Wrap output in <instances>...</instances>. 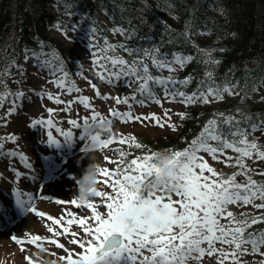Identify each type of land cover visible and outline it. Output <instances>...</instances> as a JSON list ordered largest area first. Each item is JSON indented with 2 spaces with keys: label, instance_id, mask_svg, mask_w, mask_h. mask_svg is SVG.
I'll use <instances>...</instances> for the list:
<instances>
[{
  "label": "snow or ice",
  "instance_id": "6c2138e0",
  "mask_svg": "<svg viewBox=\"0 0 264 264\" xmlns=\"http://www.w3.org/2000/svg\"><path fill=\"white\" fill-rule=\"evenodd\" d=\"M57 27L60 26L57 25ZM67 30V28L63 29L65 33ZM125 31L121 26L112 29L113 33L121 35ZM185 36H188L187 31ZM144 39L147 41L148 37ZM148 43L149 46L132 47L124 44L117 46L105 39L103 46L96 45L99 51L93 54L96 57L93 63L103 70L97 73L101 80L113 87L117 86L120 81H124L125 87L132 84L137 85L130 97H110L101 96L97 86L89 81L92 88L96 90L97 97L105 100L115 99L117 105H128L131 109L130 100L141 105L148 101L162 107L157 88L161 89L164 99L185 106L197 103L209 104L223 100L225 94H239L236 92L238 85L231 80L226 78L221 83L215 81L211 68L220 64V61L213 56L215 49H203L193 45L198 53L206 57L203 64L210 67L204 71V78L198 81L196 89L188 93L181 89L190 85L195 77L190 74L183 79H178L173 73L177 69H183L197 58L183 51L163 52L161 45L151 41ZM117 47L126 51L131 59L108 55ZM41 55L45 53L31 52V57L37 61H40ZM47 55L51 58L42 61L39 66L47 68L54 76L58 73L63 74L51 82L59 88H66L69 95L74 91H80L78 88L66 86L69 73L65 71L62 60L58 67H53L52 61L59 60L60 57L55 53ZM28 58V50H26L25 59ZM101 60L104 63L101 64ZM150 66L161 74H153ZM164 70L168 71V76L162 75ZM244 87L247 88V84ZM251 91H257V87L253 85ZM9 95L13 94H0V107L4 106ZM137 95L141 99L138 100ZM14 96L15 98L11 101L12 107L9 108L7 115H12L22 107V103L18 101L25 97V93L17 92ZM48 99L54 100L57 104L65 103L58 96L53 97L51 93L48 94ZM89 100V97H77L75 100L68 101L62 110L70 112L74 103L82 104L87 110L91 107ZM48 112L51 115L53 109H48ZM109 112L113 118L120 119L121 122L152 119L158 126H164L154 113L140 117L133 116L131 110L121 113L110 109ZM170 112V109L164 110V116L168 120L171 119ZM237 112L240 113V118L236 115H226L224 112L213 113L212 118L203 125L199 134L190 141L187 147L171 152L170 160L158 161L157 153L152 152L149 155L136 156L130 161L121 160L120 166L112 172L99 168L98 177L102 175H107L109 178L116 177L114 180L105 181L112 188L114 195L93 189L96 197L105 199L107 208L105 214L97 212L95 205L83 199L71 201L77 207L87 204V207L92 209L91 217L77 221L84 234L90 236L91 239L88 241L73 240V243H79L85 252L79 254V260L68 259V264H189L190 261L199 264L205 255L209 257L215 255L217 264H225L230 256L231 264H247L246 261L240 259L246 254L264 256V252H261V248H264V229L249 231L254 225L264 223V214L253 215L241 212L238 218L233 211L229 210V206L233 205H250L255 209L264 210V180L257 181L253 178L255 175L264 177V171L257 172L256 168L247 162L264 161V144H260L258 138L254 136V133L258 131L264 134V116L244 114L239 109ZM177 115L182 120L187 117L186 112H180ZM105 122V118L94 110L90 117L83 119L82 123L76 119L68 121L72 128L81 129L79 141L98 143L101 149L116 142L113 137L101 139L99 134L94 132L95 124ZM37 126L46 129L47 140L41 143H46L48 147L63 149L65 146L68 148L73 146L76 138L71 129L63 130L56 127L50 118L47 120L33 119L29 124V127L33 129ZM170 126L175 128L174 125ZM53 128L63 138V141L53 136ZM19 139L15 134L0 136V157L18 158L20 164L29 170L27 175L33 181L41 179L35 175L36 169L29 162L30 158L18 150V146L13 150H4L5 141L16 144ZM126 142L129 147L134 146L136 149L142 147L134 138L127 140L122 138L119 141V143ZM85 144L79 149L80 151L84 150ZM228 150L236 155H227ZM200 153L208 154L213 160L226 157L228 162H232L228 166L237 168L238 171H234L231 175L218 173L208 166L203 157L199 155ZM125 155L121 153V157ZM45 159L49 160L47 178L57 179L62 169L49 157L46 156ZM109 162L116 163V161ZM61 163L65 161L62 160ZM197 169L199 172L196 171ZM8 170L14 173L16 182L26 175L15 167ZM205 171L212 174L211 180L204 175ZM0 178H3L2 173H0ZM145 182H147V190H142ZM96 183H100V180L97 179ZM22 195L27 199H23ZM174 196L178 199L174 200ZM12 197L17 214L32 212L40 217L47 215L38 211L35 205L36 199H49L47 196L41 194L36 197L32 193H21L17 187L12 190ZM56 202L64 203L63 201ZM0 211L7 212L2 201H0ZM47 219L53 220L56 224L73 223L71 219L66 222L51 216H47ZM88 219L93 221L92 225L87 224ZM224 220L227 223H222ZM49 231L53 232V229L49 228ZM71 235L78 234L71 233ZM16 242L21 243L18 240ZM50 243L64 247L55 240ZM217 244L226 245L231 251H225L224 247L218 248ZM248 246H251V253H249ZM61 259L65 258L61 257ZM260 264H264V261Z\"/></svg>",
  "mask_w": 264,
  "mask_h": 264
},
{
  "label": "trees",
  "instance_id": "16d2710c",
  "mask_svg": "<svg viewBox=\"0 0 264 264\" xmlns=\"http://www.w3.org/2000/svg\"><path fill=\"white\" fill-rule=\"evenodd\" d=\"M101 9L108 10L112 29L121 26L126 30L127 46H149L151 41L161 45L163 52L183 51L196 57L181 73L182 79L190 74L195 77L182 88L186 92L196 89L210 67L203 64L206 57L198 53L194 44L215 49L213 56L220 64L211 70L217 83L227 78L238 85V95L225 94L221 101L188 108L174 138H135L142 147L128 146L121 160L130 161L152 152L161 159L184 149L216 112L240 118L239 109L244 114L264 116V0H0V81H6L8 73L17 70L26 50L54 52L68 67H75L73 50L49 38L57 25L69 31L91 24V48L99 51L96 45L103 46L111 34V28L100 19ZM108 55L131 59L124 50L110 51ZM253 85L257 87L255 92L251 91ZM258 165L264 169V161Z\"/></svg>",
  "mask_w": 264,
  "mask_h": 264
},
{
  "label": "rangeland",
  "instance_id": "374dc122",
  "mask_svg": "<svg viewBox=\"0 0 264 264\" xmlns=\"http://www.w3.org/2000/svg\"><path fill=\"white\" fill-rule=\"evenodd\" d=\"M57 36H60L58 42H62V47L68 48L70 46L76 54L75 64L77 65V68L73 72L65 70L69 73L66 80V86L78 88L80 91H74L69 95L66 88H59L51 82L63 75L62 73H58L54 76L51 71L44 72L42 69L35 67L34 60H25L23 63L24 71H22L24 72V81L27 82L26 85L29 87H32L33 85L37 87L40 95L32 96L31 101L22 106V111L20 112L19 110L21 115H9V119L7 120L9 121L11 119L14 120V122L10 121L9 125L6 123L5 126H2L3 131L9 129L14 130L12 132L20 138V141L18 142L19 149L28 150L30 155L40 163L38 165L39 169H37L36 166L34 167L41 174H44L42 164L44 163V158L47 156L46 154L49 153L47 149L54 154H57L61 150L57 151L50 147L47 148L46 143H41V141L47 140L46 129L44 131L43 127L40 128L37 126L36 129L29 127L31 121L37 116L39 118L52 119L59 128L63 130L71 129L74 136L79 138L81 130L77 131L75 128H72L68 121L70 119H76L78 122L82 123L83 119L90 117L94 110L106 120L103 125L106 130L103 132L99 131L98 133L100 138L109 139L110 137H113L116 142L103 149L98 146L97 149H92L91 151L85 150V155H78L80 154V151H77L74 157H66L68 160L60 165L62 171L58 174V178L55 180L48 179L46 173L43 182L35 186V188L28 193H32L36 197L43 194L49 198L35 200L37 210L47 215L45 217H40L32 212H24L22 216L17 218L19 220L16 221L18 226L21 218H26L24 225L20 224L18 227H14V225L8 226L7 229H4L0 233V264H68V259L79 260V254L85 252V249H82L79 246V243H73V240L88 241L91 237L84 234L83 229L78 225L77 221L91 217L92 209L88 208L87 204L77 207L73 205L71 201H78L80 197L84 196L86 176L94 170L98 173L99 168L106 169L109 172L116 169L121 158V153H124L128 145L127 142L119 143L122 138L127 140L128 138L135 139L136 137H142L151 139L152 141H159L166 136L174 137L176 134V128L181 120L177 113L182 112V109L185 106L181 103L170 102L169 100L164 99L163 93L159 88H157L156 91L161 97L162 107L148 101L143 105L129 101V103L132 104L131 109H129L128 105H117L115 99L105 100L97 97L96 90L92 88L89 81L97 86L101 96L123 97L126 87L123 84L113 87L100 79L97 73L102 72L103 70L99 65L93 63L96 59L93 54L96 53V51L89 48V40L86 39L85 35L81 33L77 37L69 36L66 38L59 34L52 33L50 37ZM120 37L121 38H118L114 42V45L119 46L122 44V36ZM40 57V63L51 58L49 55L46 56V59L42 56ZM60 62V60L54 59L52 61L53 67H58ZM180 70L181 69H177L176 72H179ZM164 74L166 76L169 75L167 70H164ZM49 93H51L53 97L58 96L59 99L65 103L57 104L54 100L48 99ZM80 96L90 98L89 103L91 107L89 109L86 110L80 103H74L71 106L70 112L62 110L65 108L68 101L75 100ZM48 109H53L51 115L49 114ZM110 109L121 113L131 110L133 116L140 117L149 116L154 113L160 118L161 123H163L164 126H158L156 121L152 119L121 122L120 119L113 118L110 115ZM165 109L171 110L170 120L164 116ZM170 125H174L175 128ZM52 133L54 137L63 140L54 129H52ZM199 155L203 157L209 167H212L218 173L222 174L223 172L226 173L230 168L228 165L232 163L228 162L226 157H220L218 160H213L211 156L206 153H200ZM227 155L235 156L236 154L232 153L231 150H228ZM62 157H59V159ZM157 159L161 162L167 161L165 159ZM109 161H116V163ZM7 162L8 160L4 161L5 166H7ZM247 162L249 163V161ZM1 166L2 165H0V167ZM196 171L199 172V169ZM204 175L208 176L210 180L213 178L212 174L207 171L204 172ZM115 178V176L109 178L107 175L98 177L100 183H96L97 187L95 190L114 195L112 188L109 187L108 183H105V181H110V179L114 180ZM11 179L12 182H16L14 176H11ZM22 180L24 181V179ZM23 181H21L20 184H22ZM173 199L176 200L178 197L174 196ZM83 200L95 205V210L97 212L101 214L107 212L104 198L96 197L95 195L94 198ZM56 201H63L64 203H57ZM244 208V205L229 206V210L236 214L243 212ZM246 209L247 207L245 210ZM13 213V211L10 212V214ZM47 216L60 219L63 222L71 219L73 223L56 224L53 220L47 219ZM224 223H227V221H224ZM87 224L92 225L93 221L88 219ZM49 228L53 229V232H50ZM71 233H77L78 235L73 236ZM13 237H15V239H13ZM17 240L21 241V246H18V242H16ZM53 240L58 244H62L64 247L61 248L58 247L56 243H50V241ZM30 241L32 242L30 243ZM216 247H224L225 251H228L226 245H217ZM61 257L65 259H61ZM240 259L250 264V254H246ZM261 261H263L261 258H256L253 259L252 262L254 264H260ZM189 264H197V262L190 261ZM199 264H217V257L215 255L211 257L205 255ZM225 264H231V257L225 261Z\"/></svg>",
  "mask_w": 264,
  "mask_h": 264
},
{
  "label": "clouds",
  "instance_id": "9594fccd",
  "mask_svg": "<svg viewBox=\"0 0 264 264\" xmlns=\"http://www.w3.org/2000/svg\"><path fill=\"white\" fill-rule=\"evenodd\" d=\"M163 159L170 160L171 154L166 155ZM98 179V173L94 170L92 173H89L85 178V193L83 197H80L79 199H88V198H94L95 197V189L97 187L96 180ZM142 190H147V182L142 185Z\"/></svg>",
  "mask_w": 264,
  "mask_h": 264
},
{
  "label": "bare ground",
  "instance_id": "6f19581e",
  "mask_svg": "<svg viewBox=\"0 0 264 264\" xmlns=\"http://www.w3.org/2000/svg\"><path fill=\"white\" fill-rule=\"evenodd\" d=\"M6 193H8V194H9V191H6ZM25 222H26V218H25V219H23V220L21 221V224H22V225H24V224H25Z\"/></svg>",
  "mask_w": 264,
  "mask_h": 264
}]
</instances>
